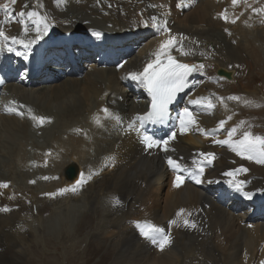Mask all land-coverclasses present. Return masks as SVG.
I'll list each match as a JSON object with an SVG mask.
<instances>
[{
  "label": "bare ground",
  "instance_id": "obj_1",
  "mask_svg": "<svg viewBox=\"0 0 264 264\" xmlns=\"http://www.w3.org/2000/svg\"><path fill=\"white\" fill-rule=\"evenodd\" d=\"M43 1L46 7L49 6V11L55 19H72L69 12L79 10L87 12L86 9L91 8L89 6V8L86 6L79 7L75 0L74 2L63 0L68 5L67 10H65L54 4L56 0ZM43 1L41 0V2ZM171 1L173 2V0H169V2ZM184 1L186 0L183 2L181 0L182 4L185 3ZM225 1L200 0L203 6L200 9L201 21L198 23L195 22V17L190 16V18L192 17L191 20L186 25L182 24L181 21H178L180 18L179 11L171 12L168 18L159 16L162 21L167 22L165 28L160 27L157 19L152 18L153 15L149 17L146 0H133L125 3L114 2L116 11L111 13L109 18L101 17L98 9L92 5V10H97L98 14H85L89 21L97 22V26L113 27L120 30L117 32L121 33L132 30L131 27H134L136 30L131 35L140 34L137 39H133L134 43L141 42L143 44L149 35L153 39L135 56V60H128V65L118 71L99 70L96 67H90V69L89 66L85 65L83 71L87 68L90 70L81 81L75 77H70L66 79L63 85L49 88L41 93L32 90L31 92L29 87L26 88L25 86L6 85V91L9 94L14 93L13 91L17 92L12 96L18 99V103H29V98L33 96L35 108H41L40 103L42 102L46 104L47 112L52 113L54 111L53 113L56 115L54 121L56 120V122H53L52 129L47 134V137L49 136L47 140L50 144V148H48L40 147L30 141L29 136L31 134L25 120H19L13 116H0L3 118L2 125L5 134L10 133L8 141L0 139V157L5 159V162L3 161V164L0 165V171H2L0 183L8 184L6 188L0 187V208L7 206L10 209L8 212L0 211V242L4 241L7 247L12 248V253H8L4 252L0 245V264L30 263L28 251L31 248L32 229L36 225L44 223L54 225L57 217H61L64 221L70 220L71 218H68L67 214L73 211L71 209L76 207L81 210L84 206V208L97 214L101 209L104 212L98 220V227L103 231V238L106 241L110 240L109 245L112 246L116 254L115 264L123 263V251L129 252V261L126 264H212L215 261L218 264H255L254 258L257 253H260L258 250L259 239L264 240V222L257 224L258 229H256L255 236L249 233L248 225L245 226V224L246 217L254 212L252 210L264 212V164L257 163L255 159H244L238 156L233 151V147L243 138L245 132L251 133L253 137H264V134L242 126L233 115H230L231 112L225 108L228 102L222 97L225 94L228 97L229 94L227 93L221 92L222 98H213L217 109L213 113L214 116L210 115V106H212L209 101L210 98L205 97L206 89L204 91L199 88L202 93L196 94L200 98H198L195 107L193 106L194 120L197 122L195 131L198 130L196 136L193 134V127L181 128L175 138L169 142L167 152L161 146L146 149L144 136L148 134L144 132H147L149 127L152 130L157 128L168 129V121L176 124V119H173L171 114H175L173 109L176 108L179 101H176L175 96L168 105L167 115L163 119H149L147 118L149 95L143 82V76L141 75L142 78L140 79H135L134 86L136 88L142 86L136 93L124 88L121 78V76L128 77V73L133 72V70L135 74H137V70H140L141 73L144 65L153 63L157 59L162 60L172 56L173 59H178L179 62L193 67V71L190 73H195L193 83L200 73V68L203 70L208 65L211 68L216 67V65L219 66L215 68V75L218 74L219 69L233 73L232 79L227 78L226 80L236 81V72L225 67L227 65H218L213 54L211 56L209 53L207 55L210 57H203L210 59L212 61L210 62L203 60L200 55V59H196V52L193 51L195 50V39L202 47L201 44L206 39L205 34L208 33L223 41L222 43L227 46V50L237 52L236 44L232 41H226L224 36L221 37L217 32L222 28L216 27L219 24L216 23L218 19L214 10L218 4ZM194 2L197 3V1L192 0V7ZM258 2L260 0H238L235 5L227 7L230 16L237 20L236 27L241 33L239 36L248 37V29L239 24L240 22L236 18L238 16L234 10L238 7H247L255 12L246 14L247 18L240 14V18L250 22L260 21L263 17L257 12L259 10ZM18 6H20V2ZM257 15H259V19ZM153 17L155 18L156 14ZM124 18H128L127 23L123 22ZM6 20L7 17L0 15V24ZM170 20H176L178 25L183 28V32L180 33L178 29L171 28ZM13 22L6 27L8 33L7 31L3 33L10 35L9 32H14L11 30V26L15 27ZM261 24H263L262 20ZM78 26H81V23ZM82 26L83 29L89 28L86 25ZM62 28L64 31L76 30L72 25ZM212 28L217 30L214 31ZM227 33L228 31H226ZM107 37L109 34L101 40L105 41ZM258 37L256 36V38ZM11 39L8 38L7 44L2 43L1 49L6 45H11L14 42ZM191 39L193 40L191 41ZM62 40L64 37L55 39L54 43L59 45ZM99 40H96V43L103 42ZM170 40L173 41L172 45L162 47V45H167ZM122 44L119 48L122 47ZM210 45L212 49H215L213 43ZM220 46L222 48V44ZM183 50L186 52L183 53ZM29 51L30 49L27 52ZM176 54H180L182 58H178ZM193 55L194 57H190ZM55 57L57 58V55ZM192 58H194V62H192ZM197 60H202L204 64L196 63ZM30 68L31 66H28V69ZM192 77L193 75L189 79L190 85ZM215 78L217 77L215 76ZM38 83H42V81ZM207 86L219 91V88L213 83ZM122 92L124 95L118 96ZM253 94L257 99L256 97L260 96L261 93L257 90ZM19 96L22 97L19 98ZM247 98H252V96H247ZM187 99H189L188 96ZM38 102L40 103L38 104ZM185 108L189 109V107ZM103 109H108V112L105 113ZM34 111L37 117L39 110L34 109ZM178 113L182 114L183 112L180 110ZM117 117L119 121L116 119ZM97 120L100 123H97ZM106 121L109 125L106 124ZM221 122H223V126H221ZM138 125H141L139 126L141 131ZM219 127L221 128L220 136L215 138L214 134L219 130ZM233 129L236 131L233 132ZM205 137H211V141L207 142ZM225 140H228L227 144L218 143V141ZM30 142L33 144V149L39 150V153L43 151V153L34 154V159L40 166L36 172L30 168L31 155L30 149H28L31 146ZM205 148L215 152L211 164L208 163L209 157L206 155ZM169 156L178 161L181 166L179 172H182L184 177L188 171L187 167L199 161L204 163L206 168L202 175L199 174L201 183L195 181L189 183L190 181L184 178V183L179 188H173L171 186L173 176L169 172L170 166L166 164ZM68 159H78L80 164L78 165L73 161L68 165L76 164L81 171L74 181L66 177L64 173V166ZM85 163H91L94 166L87 167L88 169L85 170L86 167L83 166ZM242 169H248V171L244 172ZM104 170L105 172H103ZM179 172L176 171V173ZM230 172L232 175H228ZM34 174L36 176L42 175L41 177L46 180L47 184L41 191L31 185L32 182L29 178L35 176ZM81 174H83L86 183L80 186L78 191L71 192V194L65 193L64 196V192L61 190L75 186L76 181L81 179ZM218 182H226L232 187L234 183L244 182L242 191H237L233 187V193L237 194L243 202H234L233 200H227L224 203L216 202L209 184H217ZM25 185L27 186L23 187ZM166 187L168 191L165 194ZM44 192L47 193L48 199L52 202L55 201L52 205L55 208L53 214L47 219L44 217L46 213L44 210H48L47 206L44 199L40 200L38 196L39 193L43 194ZM217 192L221 193V196L231 193L229 191L224 192V187ZM245 193L248 195L246 196ZM115 198L119 199L117 205L113 203ZM103 202L107 208L104 207ZM180 209H184L185 212L183 216L178 217L177 212ZM188 213H191V216ZM185 218L194 221L196 227H189L192 230L185 227L183 224ZM172 220H176V224H171L170 221ZM147 225H154L163 229L164 233L170 235L171 239L176 236V252L167 251L170 245L163 250L159 248L160 234H156L157 243H153L150 238H145L141 232ZM75 229L78 232L77 224ZM189 234L200 237L201 246L210 255L209 262L185 252V245L182 240ZM262 256H264V251Z\"/></svg>",
  "mask_w": 264,
  "mask_h": 264
},
{
  "label": "rangeland",
  "instance_id": "obj_2",
  "mask_svg": "<svg viewBox=\"0 0 264 264\" xmlns=\"http://www.w3.org/2000/svg\"><path fill=\"white\" fill-rule=\"evenodd\" d=\"M68 1L74 2V0H68ZM91 1H94V2L90 3L85 0H75V3L78 4L79 7H82V6H86V8L91 7L89 8L90 11L89 9H86L87 12H84V11L82 12L81 10H79L80 12L79 11L69 12L72 19L68 18L64 20L63 18H56V19L53 18L51 12L49 11V6L46 7L45 2L44 1L41 2V0H16L14 4L11 2V0H0V15L2 13H5V16L7 17V20L5 21L6 24L5 25L0 24V32L7 31L6 26L9 25V23L14 21L13 24L15 25V27L11 26V30H13L14 32H9L10 35L5 33L7 35V39L15 38V41H16L15 46L19 47L20 49H32L34 53L37 55L39 60L45 61L44 66H46L48 70L53 73V78L51 77L52 78L51 80L45 82L46 84L37 83L36 85H33L31 88H28L29 91L31 90L35 92L40 91L41 93V92L47 91V89L49 88H54L55 86L59 87L63 85V83L66 80L61 82V79L64 75H66L65 70L68 69V66H67L68 57H69L68 54L70 52H72L74 56L76 57L75 60L87 61L88 63H93L92 67H96L99 70L118 71L119 69L126 67V65H128L127 63L131 61L132 59L135 60V56L140 51H142L143 47L153 39V37L149 35L147 40H145L143 44H141V42L134 43L133 39H137L138 36L140 35V34H135L133 36L131 35V33H133V31H135L136 28L134 29V27L133 28L131 27L132 30L121 33V32H117L118 29L113 28V27L105 28L102 25L99 27L97 26L98 24L97 22H93L92 20L89 21L86 18L85 13L96 15L98 14V12L101 17L109 18L110 14L116 11L114 2L120 1L121 3H125L128 1L132 2L133 0H91ZM195 1H197V3L194 2L193 7H192V0H186L184 1L185 2L184 4H182L181 0H173V2L172 1L169 2V0H163V1L146 0V5H147L149 17H151V15L154 16V14H156V17L154 18L152 16V18L157 19L156 21H158L157 23L160 25L161 28H165L167 22L162 21V18L163 17L168 18L171 12L176 13V11L180 12L179 14L180 18H178V21H181V23L184 25H186V23L189 20H191L192 17H195L196 23L200 22L201 21L200 9L203 6V4L200 2V0H195ZM19 2H20V6H18ZM258 3H259L258 4L259 10L257 12L259 13L261 17H263L261 18V20L263 21V24H261V20L255 21V22L251 20L252 22H250L247 19L245 20V19L240 18L242 14L244 17L247 18L248 16L246 14L255 12L247 7H244V6L243 8L238 7L236 10H234V13L238 16L236 18L240 22L239 24L242 27H247L248 37L239 36L241 33H240V30L236 27L237 20L235 18H232L229 14V11L227 10V7H231L233 5L232 0H226L224 3L218 4L214 10V13L217 15L216 17L219 20V21L218 20L216 21V23L219 24L216 27L217 28L220 27L222 29L217 30V29L212 28V30L214 31L217 30L219 35L221 37L224 36V39L226 41H230V42L232 41L233 43H235L237 46L236 47L237 52L227 50V46L224 43H222L223 41H221L220 39H217V37L213 36L212 34H208V33L205 34L206 39H205V42L201 44L202 47L199 45V42L197 43V39H195V48H194L195 50L193 51L196 52L195 54L196 59H200L199 57L202 56L203 60H208L212 62L210 59H205L203 57H210L209 55H207L209 53L211 54V56L214 55L213 57L216 58L218 65H227L225 67H227L230 70H234L236 72V75H235L236 81L230 82L226 80L225 78L217 77L215 75V68L219 67L217 65L216 67H213V68H211L208 65L203 70L202 68H200V73L196 76L194 83H193V79H194V76H193L191 86L187 91L188 92L187 96L189 99H187V96H185L184 97L185 102L183 103L182 101L184 107H189L188 110L192 113V116L194 119H195V115H193V112H194V107L196 103H193V101H197L198 98H200L196 96V94L202 93L200 89L204 91L206 89L205 97H207L208 99L210 98L209 101L212 105L210 106L211 107L210 108L211 111L209 112L210 115L214 116L213 113H215L216 112L215 110L217 109V106L215 105V102H214L215 100L213 98L216 97L217 99H219V98L224 97L226 99V102L229 103V104L226 103L225 108L229 112H231L230 115H233L236 121L238 120V122L242 126L248 129L256 131L260 134H264V33H262L264 32V0H260V2ZM54 4L56 6L59 5L60 9L67 10L68 5H66L65 2H63V0H56ZM4 5L8 6L7 10L4 9L3 7ZM92 5L98 9V12L97 10L95 11L92 10ZM168 5L169 7H167ZM177 5H180V6L178 7ZM183 7H184V10H182ZM165 8L167 9V11L165 10ZM29 12H36L37 15L29 17L27 15V13ZM22 13L23 15H21ZM259 15H257L258 19H259ZM159 16L161 17L163 16V17L161 18ZM190 16L192 17L190 18ZM12 17L17 18V20H14ZM127 20L128 18H124L123 22H126ZM55 22H57L58 24ZM77 23L79 24L81 23V26L82 25H86V27L89 26V28L83 29L82 28L83 26L82 27L78 26L79 24L77 25ZM250 23H252V25H250ZM169 24L171 28L178 29L180 33L183 32V28L180 25H178V22L176 20L175 21L170 20ZM56 25L58 29L64 26L66 27L68 25H72L74 28H76V30H79V29H83V30H80L79 32H73L72 34L69 35L68 40H62L59 43V45L58 44L52 45L51 40H53L54 37L61 36L62 34L56 35L53 37H48L50 33L45 34V32L51 31L50 28L53 29V27H55ZM257 28L260 30L262 29V30L260 31ZM33 29H36L35 36L34 34H31ZM108 29H112V30H108ZM142 30H147V29H142ZM62 31H63V28H62ZM226 31H228L227 33L228 36L226 34ZM104 32H107L109 34V37H107L105 41L101 40V39H105L107 35ZM97 33H99V35H97ZM229 33L232 35H230ZM86 35H90L92 37L83 38ZM190 36L191 35H189V37ZM256 36L257 37L259 36L260 38L258 37L259 38L258 39L256 38ZM37 37H39V39H37ZM3 38L4 36H0L1 41L3 40ZM77 38H80V39L83 38V39L80 41L71 40V39H77ZM96 40L103 41V42L96 43ZM192 40L193 39H191V41ZM121 43H123L121 45L122 47L119 48ZM211 43L214 44L215 49H212V46L210 45ZM221 44H222L223 49L220 46ZM25 45H27V47H25ZM204 45L205 47H203ZM1 47H2V43L0 45V53H3ZM99 52H102L105 55L110 54L114 56V60L108 62L107 64L103 63L102 61H98L95 58V56L96 54H99ZM182 52L185 53L186 51L184 52L183 50ZM189 52H192V51H189ZM56 55H57V58L55 57ZM99 55L102 56L101 54ZM176 55L178 56V58H182L180 57V54H176ZM190 57H194V55ZM65 62L66 64H64ZM201 62L202 60H197L196 63L201 64ZM88 68L84 70L85 73L82 74L83 77L91 69L90 68L88 70ZM138 72L139 70H137V73ZM131 74H135V71L133 70V72L128 73V77L121 76L122 82L124 83V88L128 90H132L134 91V93H136L139 91V89L142 86L140 88H136L134 86L135 80L132 79ZM68 76L69 78L78 77L75 72H70ZM215 76L217 78H215ZM78 79L79 78H77V80ZM81 80L82 79H79V81ZM217 80L218 82H216ZM210 83H213L214 85H216V87L219 88V91L216 88H212L210 86L208 87L207 85ZM257 90L260 91L261 97L258 96L256 97L257 99H255L253 92ZM13 92L17 93L16 91H13ZM221 92L223 94L225 93L229 94L228 97H226V94L222 96ZM14 93L12 94L15 95ZM12 94H9V96H12ZM121 95L123 96L124 92H122L120 95L118 94V96H121ZM247 96H252V98L248 99ZM12 97L15 98L14 96ZM20 97L22 96H19V98ZM230 97H235V99H230ZM29 99H30L28 100L29 103H25V102L19 103V107L20 106L21 107L18 110L17 116H13V117H16L19 120L20 119L23 121L25 120L28 123V127H29L28 129L30 131L29 133L31 134V135L29 134L31 142H34L36 145L40 147L50 148V144L47 140L49 136L47 137V134L52 129L51 126L53 125V122H56V120L54 121V116L56 115H54L53 113L54 111L52 113L47 112L46 104H44L43 102H42L43 104L38 102V104L39 103L41 104V108L36 107L37 108L36 109L33 106L34 105L33 96L32 98H29ZM34 109L39 110V114L37 117L35 116ZM179 109L182 112L184 111L183 108H179ZM0 116L12 117V116H6L2 114H0ZM181 116L182 114H179L176 111V120H178L179 122V123H176V125L180 124ZM40 117L43 118V121H44L43 123L40 122L41 120ZM2 122H3V118L0 117V139H3L2 141L4 140L8 141L10 133L7 132L5 134ZM106 124L109 125L107 121H106ZM191 125L195 131V129H197L196 120H195V123ZM139 126L140 125H138V127ZM172 129L176 130L175 127H172ZM220 129L221 128L219 127V130L215 132L214 134L215 138L220 136L219 134V131H221ZM139 130H140V127H139ZM210 139L211 137L208 138L209 141H211ZM31 142H30L31 146H29L28 148L30 149V155H31L30 168L32 169L33 172H36V170L39 169L40 166L39 164L36 163V159H34V154L37 152L39 153V150L33 149L32 148L33 144ZM201 147L203 148L204 146H201ZM40 153H43V151H41ZM0 158H1L0 165H2L5 159L3 157H0ZM73 161L76 162L78 165H80L78 162V159H74V160L68 159L64 166L65 167L64 173L69 167L68 165ZM83 166L86 167L85 170H87L88 168L93 167L94 164L85 163L83 164ZM103 172H105V170ZM0 173H2V171H0ZM41 176L35 175L29 178L30 182H32L31 185L35 186L39 191L44 189L45 185L47 184L45 178ZM27 185L23 187H26ZM167 191H168V188L166 187L165 194ZM71 192L72 191H68V192L64 191V196L68 193L71 194ZM40 194L41 193H39L38 195L39 199L40 200L44 199V202L48 209V210L46 209L44 210L46 212L44 214V217L47 219V217L53 214L52 212L54 211L53 209L55 208L52 205L54 204L55 201L52 202L50 199H48L49 197L47 196V193L45 192L41 194L42 196ZM84 207H82L81 210H78V208L73 207L71 209V211L72 210L73 211L67 214L68 218H71L70 220L67 219L64 221L61 219V217H57V221L54 225H49V224L44 223V224L36 225V227L32 229L33 236L30 237L31 248L28 251L30 263L28 264H82V263L83 264L84 263L85 264H115L114 261L116 259V254L113 251L112 246L109 245L110 240L108 239L106 241L103 238V231L101 230L100 227H98L99 226L98 220L103 215L104 212L101 209V211H99V213L97 214L96 212L91 211ZM104 207L107 208L106 205ZM252 211H255V210H252ZM76 224H77L78 232L75 229ZM189 230H192V229L189 228ZM171 240H172V243L170 244V248L167 249V251L176 252V236L172 238ZM182 242L185 245L186 253L194 254L198 258L206 262L210 261L209 253L205 249H203V247L200 244V237H198L195 234H189L183 237ZM0 245L4 252L12 253V248L7 247L4 241H1ZM263 251L264 249L260 250V253L254 259L256 260L257 264H259L260 262V258L258 257H260V254ZM128 256H129V252H125V251L122 252V258L124 260L122 264H126L129 261ZM212 264H218V262L215 261V263H212Z\"/></svg>",
  "mask_w": 264,
  "mask_h": 264
},
{
  "label": "snow or ice",
  "instance_id": "obj_3",
  "mask_svg": "<svg viewBox=\"0 0 264 264\" xmlns=\"http://www.w3.org/2000/svg\"><path fill=\"white\" fill-rule=\"evenodd\" d=\"M11 2L14 4L16 0H11ZM183 2V0H182ZM238 2V0H233V4L235 5ZM178 7L180 5H177ZM5 10H7V5L3 6ZM23 15V13L21 14ZM29 17L36 16V12H29L27 13ZM99 35V33H97ZM0 36H4L3 32H0ZM7 39V37H4ZM15 42V38H12ZM39 39V37H37ZM173 41H168L167 45H162V47H168L172 45ZM27 47V45H25ZM19 55V53H17ZM155 67L153 64H149L147 67H145L143 71V82L145 83V86L148 88L149 93L152 96V104H151V111L147 114V118L149 119H155L160 120L163 119L167 115L168 111V105L173 101L176 94L183 90L186 84V78L187 76L193 71V67L189 66L188 64L183 63H177L174 59L171 57L168 58L167 65L161 66L159 59L155 61ZM202 67V66H201ZM133 79H140V76H137L135 74H132ZM230 99H235V97H230ZM193 103H198V101H193ZM105 113L108 112V109H103ZM119 121V118H116ZM139 119V117H138ZM41 123H43V118L40 120ZM97 123H100L99 120H97ZM195 120L192 116V113L185 108L182 117L180 119V126L182 129H185L188 125L194 124ZM221 126H223V122H221ZM233 132L236 130L233 129ZM175 133H172L171 136H169L167 139H163L161 141H156L152 139L151 137L145 135L144 136V143L146 149H152L154 146L158 147L161 144L164 145L163 150L165 152L168 151V144L169 140L175 138ZM218 143H224L227 144L228 140L225 141H218ZM233 151L236 152L238 156H241L244 159H255L257 163L264 164V137L261 136H255L253 137L251 133L245 132L243 134V138L239 140L233 147ZM209 159L208 163L211 164L213 154H206ZM167 163L168 165L173 169L179 172L181 166L178 163L177 160H174L171 156L167 157ZM242 171L247 172L248 169H242ZM204 172L203 167L199 168V174L202 175ZM228 175H232V173H228ZM90 178V177H89ZM196 183H201V180L199 178V175L193 176ZM84 183H86L83 174H81V179L76 181L75 186H73L70 189H62L61 192L64 191H72L76 192L78 191L79 187L82 186ZM184 183V177L180 174H177L175 177V180L173 182V186L176 188H179ZM244 182H238L234 183L233 187L237 191H242V184ZM0 187H8L7 183H0ZM247 196L248 193H245ZM114 205L119 204V199L115 198L113 200ZM0 211L2 212H8L10 209L5 206L3 208H0ZM185 210L180 209L179 212H177V216H183ZM189 216H191V213H188ZM171 224H176V220L170 221ZM183 224L185 227H191L195 228L196 224L194 221L185 218L183 220ZM141 234L145 238H150L153 243H157V235L160 234V239L158 241V246L161 250H163L165 247L169 246L172 243V240L170 238V235L165 234L164 230L161 228H158L154 225H147L141 232Z\"/></svg>",
  "mask_w": 264,
  "mask_h": 264
},
{
  "label": "water",
  "instance_id": "obj_4",
  "mask_svg": "<svg viewBox=\"0 0 264 264\" xmlns=\"http://www.w3.org/2000/svg\"><path fill=\"white\" fill-rule=\"evenodd\" d=\"M218 75H220V77L222 78L232 79L233 73L227 72L224 69H219ZM79 170L80 169L76 164L70 165L65 172V176L74 181L75 179H77V176L80 172Z\"/></svg>",
  "mask_w": 264,
  "mask_h": 264
},
{
  "label": "flooded vegetation",
  "instance_id": "obj_5",
  "mask_svg": "<svg viewBox=\"0 0 264 264\" xmlns=\"http://www.w3.org/2000/svg\"><path fill=\"white\" fill-rule=\"evenodd\" d=\"M177 52H178V51H177ZM178 53H179V52H178ZM180 56H181V55H180ZM191 60H192V62H194V58H192Z\"/></svg>",
  "mask_w": 264,
  "mask_h": 264
}]
</instances>
